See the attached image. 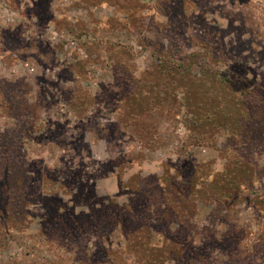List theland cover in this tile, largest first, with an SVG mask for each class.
Returning a JSON list of instances; mask_svg holds the SVG:
<instances>
[{"label": "rangeland", "instance_id": "rangeland-1", "mask_svg": "<svg viewBox=\"0 0 264 264\" xmlns=\"http://www.w3.org/2000/svg\"><path fill=\"white\" fill-rule=\"evenodd\" d=\"M36 2L0 0V82L17 84L0 86V201L23 210L1 224L0 264H264L263 144L248 152L233 128L196 121L183 84L166 101L174 83L157 80L153 97L144 82L168 56L216 102L207 85L232 68L264 136V0ZM207 23L223 31L211 44ZM128 93L152 113L126 115ZM241 160L257 172L233 183L228 206L186 204L185 186L231 183ZM181 238L189 250L168 256Z\"/></svg>", "mask_w": 264, "mask_h": 264}, {"label": "trees", "instance_id": "trees-1", "mask_svg": "<svg viewBox=\"0 0 264 264\" xmlns=\"http://www.w3.org/2000/svg\"><path fill=\"white\" fill-rule=\"evenodd\" d=\"M48 1L49 0H37L35 6H33L31 8V11H36V9H37L40 12L41 11L44 12L46 10L45 6H49ZM46 12H47V14H49L50 11L48 10ZM180 26H181V23H180ZM182 29H184V27ZM204 29L206 31V35L208 34L207 36L209 37L210 44L212 42H214L215 40L219 39V36L217 34L223 35V31L220 30L219 27L213 26L210 23H207L206 26H204ZM15 39L16 38H14L13 40H15ZM21 42H22V39H21ZM202 44H204V46L206 48L209 46V44L206 42L205 43L203 42ZM210 47H211V50L214 49L213 46H210ZM158 59H159V63L156 64V67L153 68L152 70L146 72V74H145V77H147V79L144 82L145 83L148 82V83H146L147 84L146 90L148 91V93H146L145 95H150L153 97H154V95L157 96V94L160 92V90L156 86L157 80L162 79V81L166 82V83L171 81L172 84L174 83V87H172L173 89L171 87H169V89H171L170 91L167 89L168 87L166 88V90L164 91L165 97L168 95L166 97V99H163L164 97L163 98L159 97V98H161V100L170 101L169 97L170 98L176 97V95H175L176 89L181 88V87H179L180 86L179 84H183L184 87H182V88H183V91H185V92L187 91L186 95H187V100H188V102L185 103V106L187 107L188 111H191L194 113L196 121L201 122V123H205L207 120L212 121V122L216 121L215 124L218 127L228 126L230 128H233V130L231 129V133H232L233 138L231 139L230 143L232 145L235 144L238 146H241V144H246L247 149L248 148L250 149V150H247L248 152L249 151L252 152V149L255 148L257 145L263 144V146H264V136L257 137L255 135L251 134L252 131L256 133V130L258 129L257 124H253V123H251V121H248V120H252L250 117V111L252 113V116H254L253 110L256 111L254 108L256 106L252 105L253 103L249 99L248 96H246V98H242L241 95H239V93L237 94V91H238L237 88L238 87L236 88L232 83L229 84L230 81L232 82L234 79L237 80L236 78L238 76H240V75H237L232 68L230 70L232 76H228L226 73H223L222 75H220V77H219L220 81L217 82L218 88H216V86H214V81H213V84L210 83L207 85L208 88L210 87L209 90L214 91L216 102H217L216 103L213 99H210V96H212L213 92L208 91V90L205 91L206 89L204 88L205 89L204 90L202 85H200V79H198L191 71L187 72L188 70L191 69V65H190V69H187L186 72H181L177 69V67L175 69L172 68V66L170 64H174V63L169 62L168 56H164V57L160 56ZM168 73H174L172 80H171L170 75ZM6 82L7 81L1 80L0 86H4L3 88L8 89V90L9 89L13 90L15 88V86L17 87V84L14 85L12 82H8V84H6ZM243 82L247 83L245 81V79L243 80ZM145 83H142V84L139 83V86H141L143 84L145 85ZM18 85L20 86V83ZM21 85L24 86L25 91H28L27 84L21 83ZM135 86L137 87V85H135ZM244 86H245V84L242 85V87H244ZM244 88H246V87H244ZM246 91H247V89H246ZM166 92H168V93H166ZM247 93H246V95H247ZM135 94L136 93H128L126 95L127 96V100H126L127 110H126L125 114L126 115L129 114L130 116H134L135 119L138 120L143 115L144 111L151 114L152 108H149L148 109L149 111H148L145 105L140 104V102H142V100ZM21 96H22V93H21ZM232 97L235 98L234 105L228 104L227 108H224L226 106L225 103L227 101H229V99ZM5 100H6L5 98L0 99V101L2 103ZM153 101H156V100H153ZM178 103L180 104V102H178ZM214 104H218V105L216 106ZM244 104L246 105L245 107H243ZM25 105L28 108V104L26 103ZM212 105H214V106L212 107ZM150 109H151V111H150ZM196 112H197V114H196ZM233 112H235V113L233 114ZM223 113H225V114H223ZM219 114H220V116H219ZM241 116L242 117L248 116V119L246 121H243V123H242L241 121L238 120L239 118H241ZM219 117H221V120H218ZM236 117H238V118L236 119ZM199 120H201V121H199ZM262 127H264V126H262ZM241 129H242V131H241ZM263 132H264V130H263ZM260 134L263 135L262 133H260ZM259 138H260V140H259ZM255 144H256V146H255ZM230 146L231 145H228V146H226V148H230ZM245 157H246V161L250 160V158L247 155ZM5 158L6 157L0 156V163L3 162V160H5ZM247 164H248L247 162H245V161L243 162L241 160V162H239L238 165H236V167L234 169V174L232 176H230V178H229L231 183H228L227 179H223L222 180L223 184L221 183L222 185L215 186V185H211V183H206V181H202L201 178H200V180L203 183H189L192 185H190L189 187H186V186L184 187V190L187 191L186 195H185L186 204L188 205V203L191 202L188 206L194 208L196 203L199 201L211 202L213 200V198L214 199L217 198L218 204L228 206V203L226 200L230 196V189L233 188L232 187L233 183H241L247 179L250 181L254 178V176H253L254 173L257 172V170H256L257 164H255V163H250L248 165ZM252 164H253V166H252ZM249 166H252V168H249ZM230 167H231V164H230L229 168ZM232 170H233V168H232ZM197 171H199V170H197ZM193 175L194 174H192L191 177H193ZM8 177H10L9 171H7V178ZM187 180L188 179H186V181ZM223 181H225V182H223ZM185 185H186V183H185ZM23 188H26V187L21 183L18 190L20 189L23 191ZM90 189H91L90 194L95 197V194H94L92 187ZM237 196L239 197V195H236V197ZM263 199H264V197H263ZM9 201L11 202V200H9L8 197H6V201H3V199H1V201H0V213L3 212V215H0V227L2 226L1 224L10 226L9 225L10 220H13V218L17 219L16 217L21 215V213L23 212L22 207H21V203H16V202L10 203ZM228 201H229V203L232 202V200H229V199H228ZM221 202H223V203L221 204ZM68 216H70V215H68ZM71 216H73V215L71 214ZM83 216H85V215L80 214V215L74 216V218H75V220L76 219L79 220ZM120 218H122V217L120 216ZM173 220H174V217L172 215L169 217V220H168V228H170L169 224H171V222ZM54 221L56 224L58 223L57 219H55V220L52 219L51 222L54 223ZM72 222H74V220H72ZM69 226L71 228V225L66 224V227L64 230H66L67 227H69ZM180 230H181V228L178 230V232ZM170 235H172V234H170ZM172 236L176 238L177 235H172ZM173 244H175V245L171 249V253L168 255L170 257L175 256V254H177V251H179L178 254H180V255L184 254L185 255V253L189 250L188 239H185V238H181L180 240L175 239V242L174 243L172 242L170 246L172 247ZM185 244H186V250L188 247V250L186 252H184ZM190 244H192V243H190ZM189 246H190V248H192V245H189Z\"/></svg>", "mask_w": 264, "mask_h": 264}]
</instances>
